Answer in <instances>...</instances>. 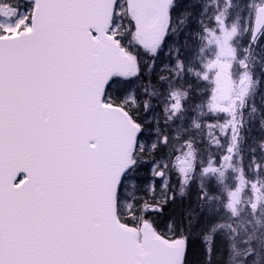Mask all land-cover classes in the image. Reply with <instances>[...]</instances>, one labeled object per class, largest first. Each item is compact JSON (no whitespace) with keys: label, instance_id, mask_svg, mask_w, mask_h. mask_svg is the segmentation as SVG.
Returning a JSON list of instances; mask_svg holds the SVG:
<instances>
[{"label":"snow or ice","instance_id":"snow-or-ice-1","mask_svg":"<svg viewBox=\"0 0 264 264\" xmlns=\"http://www.w3.org/2000/svg\"><path fill=\"white\" fill-rule=\"evenodd\" d=\"M0 264H264V0H0Z\"/></svg>","mask_w":264,"mask_h":264},{"label":"trees","instance_id":"trees-1","mask_svg":"<svg viewBox=\"0 0 264 264\" xmlns=\"http://www.w3.org/2000/svg\"><path fill=\"white\" fill-rule=\"evenodd\" d=\"M194 202H195V196H193V204H194Z\"/></svg>","mask_w":264,"mask_h":264}]
</instances>
